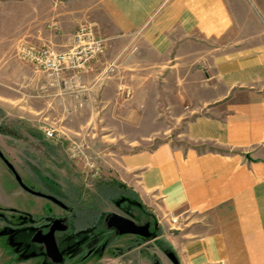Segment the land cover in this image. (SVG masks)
Wrapping results in <instances>:
<instances>
[{
  "label": "crops",
  "instance_id": "obj_1",
  "mask_svg": "<svg viewBox=\"0 0 264 264\" xmlns=\"http://www.w3.org/2000/svg\"><path fill=\"white\" fill-rule=\"evenodd\" d=\"M48 2L45 12L28 2L13 39L64 51L87 23L105 39V53L85 72L59 76L2 58L0 127L4 114L38 130L65 118L68 131L122 127L128 144L156 140L99 157L102 176L154 214L153 240L165 242L178 264H264V0ZM119 82L131 88L129 98ZM168 104L181 107L168 114L184 120L183 130L155 139L147 130L163 128ZM79 115L90 117L75 124ZM4 137L0 130V147ZM9 179L0 157V204L17 209L29 195Z\"/></svg>",
  "mask_w": 264,
  "mask_h": 264
},
{
  "label": "rangeland",
  "instance_id": "obj_2",
  "mask_svg": "<svg viewBox=\"0 0 264 264\" xmlns=\"http://www.w3.org/2000/svg\"><path fill=\"white\" fill-rule=\"evenodd\" d=\"M48 1L50 0H0V60L16 58V43L24 38L13 39L11 31L18 21L27 19L30 11L29 3L31 2V5L37 3L41 12H45ZM126 89L130 91L129 96L126 95ZM118 91L124 98H129L132 94L129 85L123 82L118 83ZM162 110L166 113L163 118V128L147 130L155 139H162V136L174 137L184 127V120L178 122L175 115L168 114V111L172 113L171 110L175 111V114L182 111L179 105L173 107L168 104ZM4 116L5 121L1 125L4 128L2 131L0 127V130L5 137L0 148L6 161L20 176L22 184L30 191L52 194L71 207L72 211L63 210L52 201L49 202L48 199L30 193H28L29 201L20 198L13 206L11 205L19 210L0 209V264H54L46 257L42 246L32 243L30 238L35 227L46 225L58 217L63 218L68 225L66 232L56 235L63 256L60 264H153L154 259L162 264H170L158 244L165 249L170 247L161 240H153L160 233L154 214L139 199L133 198L128 189L119 188L120 195L112 199L100 195L97 190L98 185L111 183L113 179L102 176L103 174L98 179L87 176L83 162L72 161L65 152L68 139L83 140L88 155L100 165L99 157L151 148L156 140L142 144H128V136L125 135L126 131L122 127L116 133H109L106 129L100 130L99 126L68 131L64 128L65 118L61 120L58 128L55 127L58 132L63 133V136L58 139H48L44 136L43 130L32 126L33 121L29 123L24 118L18 120L20 121L18 123L14 118L17 122H12L10 115L8 116L10 120H6L5 114ZM85 116L90 117V115H79L74 123L84 121ZM100 121V125H106V120L100 119ZM8 128L16 129L20 136L15 137ZM8 134L10 136H6ZM66 135L69 138H66ZM9 173L10 185L21 189L10 170ZM33 200L37 201L32 202ZM8 206L10 205H6ZM0 208L4 207L0 204ZM140 209L144 212L143 217H137ZM111 213L139 223L148 216L152 220L153 235L147 239H138L131 234L118 236L113 239L104 253L98 251L99 247L93 246L89 247L90 252H88L85 243L96 232L92 221L99 215L103 217ZM84 219L90 220L89 227L87 226L85 231H79V228L84 227ZM140 242L142 244H139Z\"/></svg>",
  "mask_w": 264,
  "mask_h": 264
},
{
  "label": "built area",
  "instance_id": "obj_3",
  "mask_svg": "<svg viewBox=\"0 0 264 264\" xmlns=\"http://www.w3.org/2000/svg\"><path fill=\"white\" fill-rule=\"evenodd\" d=\"M55 26V25H54ZM105 39L97 34L91 24H80L71 37V46L68 50H58L48 43H36L28 39L20 40L15 46V57L34 70L59 76L63 72L72 75L85 72L91 62L97 60L105 53ZM114 70L113 64L107 66V72ZM130 91L126 89V95ZM44 136L48 139H58L63 133L58 132L53 126L43 128ZM65 149L67 156L72 161L83 162L86 175L98 179L102 175V167L86 152L87 146L83 140L68 139ZM176 223V219H171Z\"/></svg>",
  "mask_w": 264,
  "mask_h": 264
},
{
  "label": "flooded vegetation",
  "instance_id": "obj_4",
  "mask_svg": "<svg viewBox=\"0 0 264 264\" xmlns=\"http://www.w3.org/2000/svg\"><path fill=\"white\" fill-rule=\"evenodd\" d=\"M0 157L1 159L3 160L4 164L6 165V167L8 168V162L6 161V159L4 158V155L3 153H1L0 151ZM10 165V164H9ZM8 170H10L8 168ZM10 172L13 174V172L10 170ZM14 175V174H13ZM15 177V176H14ZM19 184V183H18ZM20 185V184H19ZM21 189H23L24 191H26L27 193H30V194H33L35 196H39V197H43L45 199H48L49 202H53L54 204H56L57 206H59L61 209L63 210H69V211H72L71 207L65 205L61 200L57 199L55 196H51L49 194H44V193H40V192H33V191H30L26 186H21ZM35 193H38V194H42L44 196H40V195H36ZM52 197L55 199H52ZM48 202V203H49ZM2 210H19V209H7V208H0ZM77 210V209H76ZM78 210H82L81 208H78ZM84 210V209H83ZM23 211V210H22ZM25 212V211H24ZM75 214H76V211H75ZM108 217V214L107 215H104L103 217L102 216H98L96 217V219L94 221H92V224L95 228V231L93 233V236H91L87 242L85 243V248L88 249V252H90V246H93V247H99V252L101 253H104L107 249V247L112 243L113 239L115 237H118V236H122V235H119L116 233V230L114 228H110V227H107V222H106V218ZM84 223V227L83 228H79V231H85L89 226L88 224L90 223V220L87 219V220H84L83 221ZM136 224L138 225H142L143 223H139V222H135ZM74 225V224H73ZM72 225V226H73ZM76 225V224H75ZM74 225V226H75ZM45 226V227H43ZM41 225L40 227H35L36 229H34L32 235H31V242L34 243V244H37V245H40L42 246L43 250H44V254L46 255V252H45V246L43 244V242H37V240L35 241V239H40L45 236L46 234H48L51 230H53V233H54V238H55V241H56V244H57V238H56V235L57 233H63V232H66L68 230V225L67 223L64 222V219L63 218H54L52 219L51 221H49L48 223H46V225ZM88 226V227H87ZM87 227V228H86ZM103 227V228H102ZM124 235H127V234H124ZM135 238H138V239H145L143 237H140V236H137V235H134ZM147 239V238H146ZM154 239V238H153ZM157 241V240H155ZM144 243V242H143ZM139 244H142V242H140ZM57 247H58V250L59 252L61 253L60 251V248L57 244ZM84 248V249H85ZM163 251V250H162ZM164 254H165V251H164ZM166 255V254H165ZM62 256V254H61ZM46 257L52 262L54 263L47 255ZM167 257V256H166ZM168 258V257H167ZM62 259H63V256H62ZM169 260V258H168ZM158 261L157 259H154V262L153 264ZM170 261V260H169ZM62 262V260H61ZM61 262L59 263H54V264H60ZM159 262V261H158ZM171 263V261H170ZM159 264H162L159 262Z\"/></svg>",
  "mask_w": 264,
  "mask_h": 264
},
{
  "label": "water",
  "instance_id": "obj_5",
  "mask_svg": "<svg viewBox=\"0 0 264 264\" xmlns=\"http://www.w3.org/2000/svg\"><path fill=\"white\" fill-rule=\"evenodd\" d=\"M8 168L13 172L16 181L23 186L20 176L16 173L14 168L8 164ZM36 195L44 196L42 194L35 193ZM45 197V196H44ZM52 199H54L52 197ZM55 200V199H54ZM107 227L114 228L116 230V233L119 235L124 234H131V235H137L143 238H150L153 233L150 231V223L145 222L142 225L136 224L133 220L123 217L121 215L111 213L106 218ZM37 242H43L45 246V252L46 255L54 262L59 263L62 260L61 253L58 250L53 230H51L48 234L43 236L40 239H35ZM166 256L169 258L172 264H178V260L175 257L174 253L171 250H165ZM154 264H159L158 261H156Z\"/></svg>",
  "mask_w": 264,
  "mask_h": 264
},
{
  "label": "trees",
  "instance_id": "obj_6",
  "mask_svg": "<svg viewBox=\"0 0 264 264\" xmlns=\"http://www.w3.org/2000/svg\"><path fill=\"white\" fill-rule=\"evenodd\" d=\"M3 128H2V131H3ZM8 129L10 131L9 130H6V131H9L10 133L14 134L15 137H19L20 136V133L16 129H14L15 131L12 130V129H10V128H8ZM119 188L120 189L123 188L124 190H126V188L124 187L123 184H121V183L113 180L111 183H107V184H104L103 183L102 185H98L97 190H98L99 194L102 195L103 197L112 199V198H116V197H118L120 195V191H119L120 189ZM129 192L131 193V195L133 196V198L138 199V197L131 190H129ZM49 195L53 196L52 194H49ZM139 216L140 217H143L144 216V212L141 209H140V212L138 213L137 217H139ZM145 222H149L150 223V231H151V226H152V220H151V218H149L148 216H146L145 219H143L142 222L140 221V223H145ZM158 246L163 251H165V250H171V249H165L160 244H158Z\"/></svg>",
  "mask_w": 264,
  "mask_h": 264
}]
</instances>
